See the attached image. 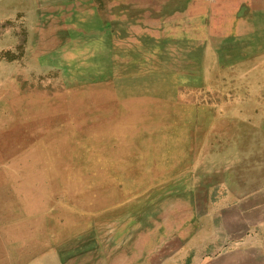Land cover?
<instances>
[{"label":"rangeland","instance_id":"obj_1","mask_svg":"<svg viewBox=\"0 0 264 264\" xmlns=\"http://www.w3.org/2000/svg\"><path fill=\"white\" fill-rule=\"evenodd\" d=\"M262 167L264 0H0V264H264Z\"/></svg>","mask_w":264,"mask_h":264},{"label":"crops","instance_id":"obj_2","mask_svg":"<svg viewBox=\"0 0 264 264\" xmlns=\"http://www.w3.org/2000/svg\"><path fill=\"white\" fill-rule=\"evenodd\" d=\"M214 182V188L215 186L218 188L222 183L224 185L227 183L226 181L222 182L221 180ZM242 182L245 184L248 182H254L256 187L254 189H249L239 193H236L231 189L222 192L223 195H226V197L228 196L230 197L229 199H231L229 200V205L226 203V205L223 207L224 210L228 206L234 207V211L236 210V208H239L238 214H235V216L241 218L239 222L243 224L241 233H235V235L227 237V240L229 241L228 244L230 243V241H236L240 245L245 241L256 238L257 235H259L260 237V234H258V232H260L264 227V167L259 170L256 176L250 175L249 177H245ZM231 183V181L228 182V185H231ZM239 190H244L243 186L240 187ZM220 196L218 194L217 197L212 199V205H218ZM248 211L249 213H255L257 216L256 219L254 218L250 222H248L247 218H251L247 214ZM213 216L215 220L217 218V215L213 214ZM213 225H215V223ZM219 244L220 243H216L214 244V246L218 247Z\"/></svg>","mask_w":264,"mask_h":264},{"label":"bare ground","instance_id":"obj_3","mask_svg":"<svg viewBox=\"0 0 264 264\" xmlns=\"http://www.w3.org/2000/svg\"><path fill=\"white\" fill-rule=\"evenodd\" d=\"M156 59V58H155ZM161 60V58H159ZM149 60V59H148ZM150 62V61H149ZM155 62V61H154ZM160 62V61H159ZM141 64H144V63H141ZM148 64V63H147ZM151 64V63H150ZM149 65V64H148ZM146 66V65H145ZM150 67V66H149ZM142 68V67H141ZM144 68V67H143Z\"/></svg>","mask_w":264,"mask_h":264}]
</instances>
